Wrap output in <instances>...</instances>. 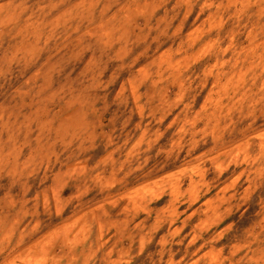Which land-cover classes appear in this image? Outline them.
<instances>
[{
  "label": "rangeland",
  "instance_id": "1",
  "mask_svg": "<svg viewBox=\"0 0 264 264\" xmlns=\"http://www.w3.org/2000/svg\"><path fill=\"white\" fill-rule=\"evenodd\" d=\"M0 264H264V0H0Z\"/></svg>",
  "mask_w": 264,
  "mask_h": 264
}]
</instances>
